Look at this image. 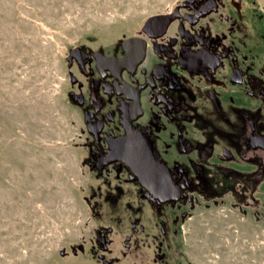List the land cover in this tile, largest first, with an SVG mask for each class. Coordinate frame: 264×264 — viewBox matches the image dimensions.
I'll return each instance as SVG.
<instances>
[{
  "label": "flooded vegetation",
  "instance_id": "obj_1",
  "mask_svg": "<svg viewBox=\"0 0 264 264\" xmlns=\"http://www.w3.org/2000/svg\"><path fill=\"white\" fill-rule=\"evenodd\" d=\"M247 2L171 0L122 41L69 51L65 101L103 177L70 264H183L236 217L264 232V15ZM147 148L174 196L121 160Z\"/></svg>",
  "mask_w": 264,
  "mask_h": 264
},
{
  "label": "rangeland",
  "instance_id": "obj_2",
  "mask_svg": "<svg viewBox=\"0 0 264 264\" xmlns=\"http://www.w3.org/2000/svg\"><path fill=\"white\" fill-rule=\"evenodd\" d=\"M170 2L0 0V264H70L61 251L98 222L85 199L103 177L89 171L65 101L66 58L76 46L122 41ZM256 5L264 15V0ZM245 220L233 218L234 234L207 238L205 252L195 245L183 264H264V232Z\"/></svg>",
  "mask_w": 264,
  "mask_h": 264
},
{
  "label": "water",
  "instance_id": "obj_3",
  "mask_svg": "<svg viewBox=\"0 0 264 264\" xmlns=\"http://www.w3.org/2000/svg\"><path fill=\"white\" fill-rule=\"evenodd\" d=\"M142 152V155L139 157L135 156H126L121 160L125 161L129 165L133 166V168L139 172L140 180L142 183L147 186L148 184H163L161 187L168 188L170 186L171 191L174 196V191L172 187V181L166 172V168L162 165H159L155 159L153 153H150L148 148Z\"/></svg>",
  "mask_w": 264,
  "mask_h": 264
}]
</instances>
